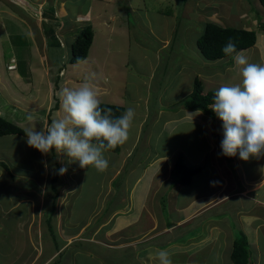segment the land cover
<instances>
[{"label": "rangeland", "instance_id": "374dc122", "mask_svg": "<svg viewBox=\"0 0 264 264\" xmlns=\"http://www.w3.org/2000/svg\"><path fill=\"white\" fill-rule=\"evenodd\" d=\"M90 1L80 0L78 4L75 1L69 2L70 14L75 15L82 11ZM113 1L112 7L106 8V10L111 11L114 15H110V12L104 15L109 21V26L101 27L100 24L97 26L94 23L91 24L95 38L89 52L91 55L89 58L94 60L86 62L85 67L91 66L89 73L81 75L100 84L99 86L103 87L104 90L106 89L105 94H98L101 103L110 104L111 99L104 96L109 93V96L113 98L122 99L127 104V108L131 107L136 112L138 110L140 114L147 116L143 118L147 124H145V133L143 142L138 149V156H141L145 149L143 143L147 139V133L155 130V138L156 135H159V140L156 141L154 138L156 144H153L152 147L161 151L168 144L169 151L181 150L184 152V156L178 154V159H182L189 168L199 169L189 166V163L198 161L204 152L209 150L210 140L214 136L210 138L208 130L204 132L202 126L201 128L196 123L191 124L192 121H184L181 126H177L173 131L170 127L163 131L164 123L170 116H182L183 113L190 111L185 107L186 99H178L182 98L179 91L182 92L186 85L193 86L198 73L200 74L199 79L203 81L205 93L215 92L223 85H233L240 82L241 77L234 57L220 61H207L201 55L197 40L202 36L204 26L208 21H214L224 27L248 30L257 25L259 40L254 47L243 51V53L249 62L264 63V30L259 24V20L264 18V6L261 0H207L205 2L196 1L195 3L194 0ZM91 5H98L97 10L101 13L104 12L100 2L92 0ZM5 9H0V11ZM242 14L253 16L254 25L249 23L247 27V20L249 19L245 16L246 25H243L239 19ZM1 16L0 26L2 27L4 24L5 28H0V40H2L0 47L5 48L6 52L14 51L21 65L31 62L38 63L39 55L35 51L36 49L29 45L28 47L26 44V42H34L28 35L27 29L25 30L23 27L18 29L17 27L21 26L20 23H13L10 21V17L4 19L5 16ZM100 58H104L106 61L107 65L103 73L106 75L108 83L110 82V87L107 86L105 77L101 76L100 66L103 62ZM91 61H98V64L94 63L93 67ZM69 72L72 73L73 70ZM64 74L66 75V73ZM80 84L79 80L76 79L71 88H77ZM2 86L5 88L6 85L2 84ZM3 87H0V115L23 130L26 127H36L37 131L41 130L45 109L35 111L34 114L37 118L34 121L27 119V116L34 112L32 103L37 99H21V96L16 97L15 93V96L12 94L10 96L9 93L16 90L23 92V89L19 91L15 88L11 90L8 87L3 89ZM24 93L25 96L29 95L28 91H24ZM56 102L60 107L58 98L52 99L51 107L56 108ZM161 109L163 112L159 113ZM201 113L205 115L204 112ZM158 114L160 118H157ZM61 115L62 112L58 113L54 110L49 122ZM213 118L215 122L212 121ZM207 119H211L212 125L214 123L218 125L221 121L215 113L213 117ZM221 128L223 129L222 121ZM43 155L44 158L41 157L38 150L30 148L25 137L17 135L0 137V173L2 176L0 180V259L4 262L11 260L12 256L15 258L17 255L19 249L15 246L17 241L12 238H16L13 234L18 235L19 229L15 230L12 235L7 230L3 231V225L8 227L10 222L1 220L2 213H12L11 218L17 212L22 215L29 214L27 211L29 205L24 204L16 209L14 207L23 197L31 196L35 200L39 199L45 174L43 161L52 154ZM57 156L58 153L55 157ZM60 156L64 163L69 159L66 154L61 153ZM248 160L251 164L252 177L261 179L264 175L263 155L258 158L250 157ZM204 163L200 177L193 182L192 186L183 188L181 191V197L184 199L178 201H184L185 205L188 200L194 199L196 196L204 198L209 195V192H213L217 188L218 181L210 169L209 156L206 157ZM130 166L131 162L129 161L124 174L112 185L111 192L106 198H104V193L107 189V181H102L103 178L108 177L107 173L97 174L96 170H91L92 167H89L88 171L94 176L88 175L83 187L67 196V202L63 208L65 212L63 217L68 220L71 228H75L76 224H88L89 230L83 231L70 241L67 239L69 237L64 236L67 245L72 246L64 247L61 251L60 249L55 250L52 232L43 230L42 250L45 251V257L42 260L48 259L52 252L56 251L55 258L47 264H54L56 261L57 264H159L155 258V253L157 250L163 249L170 252L172 264H231L233 241L237 235L238 237L241 235L240 230H243L249 243L252 259L257 264H264V232L261 231L264 229L262 228L258 234L256 233L258 240L254 238L252 230L257 225L264 224L263 207L252 200L243 201L242 198H237L227 204L226 212L221 215H217L219 210L214 212L215 215L208 214L206 218H203L204 222L211 223V221L217 220L216 226L219 229L224 227L223 233L221 235L218 233L216 239H210L209 244L206 241L200 243L199 240H196L203 237L204 231L203 227L202 229L201 226L198 228V225L190 230L176 228L174 233L171 232L167 235L162 233L164 228L174 226L185 213L180 212L179 215L176 212H171L170 198L165 192L166 189L160 195L153 196L152 202L156 204L155 209L143 210L141 207L142 195L141 197L139 195L144 188L145 182H143L132 202L130 215H122L129 207L126 205V188L128 187L130 190L134 186L135 178L133 177L127 183V177H125ZM61 168L62 163L58 170ZM56 169L57 164H55L53 172L61 176ZM200 171L199 169L198 172ZM80 179L79 175H75L74 179L69 181V189H72V186L75 187L76 180L79 181ZM98 180L99 182H97ZM101 189H103V193L100 195L97 204V197ZM49 190L48 200H51L59 188L54 184L51 188L49 187ZM158 204L161 205L160 208ZM244 205L247 207L246 209H242ZM100 207L102 210L99 209ZM247 210L252 212L250 217L243 215L245 217L241 218L239 212ZM153 212H156L157 215L150 216ZM114 213L116 214L113 215ZM119 215L120 217L115 221ZM111 216H113V223L104 230L112 228L114 232L94 231L93 227L90 228L96 222L100 226L107 222ZM5 217L9 219V217ZM209 218L213 220L208 221ZM219 218L221 219L219 220ZM242 221L243 224L240 227ZM247 222L250 223L249 226H246ZM155 223H157V227L154 229L152 227ZM61 225L65 227V223ZM116 230L119 231L115 232ZM155 231L160 233L156 235ZM231 233L234 238L230 237ZM62 234L60 231L59 233L56 232L58 239H61ZM19 235L23 237L21 244L26 240L27 245L28 241L25 234L20 233ZM173 235L179 238L174 242H168V238ZM4 236L6 238H2ZM76 240L80 241L72 244V241ZM64 249L66 251L60 256ZM106 250H112V252H108L109 255L111 253L112 257L104 259L103 251ZM71 251L77 252V256L73 257ZM50 252L51 254L48 255ZM123 253H126V258H119ZM91 257L93 258L91 259Z\"/></svg>", "mask_w": 264, "mask_h": 264}, {"label": "crops", "instance_id": "0c3cea01", "mask_svg": "<svg viewBox=\"0 0 264 264\" xmlns=\"http://www.w3.org/2000/svg\"><path fill=\"white\" fill-rule=\"evenodd\" d=\"M71 1H75V3L78 4V1L80 0H0V9L6 8L5 10L0 11V16L4 15V19L6 17H10V21H12L13 23H20L21 26H18V29L21 27H23V29L25 30L27 29L28 35L34 42H26V44L27 46L29 45L31 46V48L36 49L35 51L39 55L38 63L31 62L30 64L27 63L21 65L20 61L18 60V56L14 51L6 52L7 50L5 48L0 47V87H3V84L6 85L5 88L3 87V89H7V87L11 90L14 88L18 89L19 91L20 89H23V92H17L16 90L13 93H9L10 96L11 94L14 95L15 93L16 97L21 96V99H37L36 101H34V103H32L34 105L33 113H35V111H40L41 109L43 111L45 109V116L42 119L41 130L46 129L50 124L49 118L52 115V99L58 98L55 93L60 89L61 86L73 87L72 84L73 82L75 83L76 79L79 80V83L88 80L94 85L97 94H105L106 92V89L104 90L103 87L99 86L100 84L82 76L83 73H89L91 66L87 65L85 67V64L88 60H94L89 58V56L91 55L88 56L86 61L75 65L69 64V59L71 56L72 41L77 37V35L86 24L94 23V25L96 26L99 24L101 25V27L109 26V21L104 15L108 12H110V15H114L111 11L106 10V8L110 9L112 7V3L114 1L95 0V2H100L103 5L104 12L101 13L97 10L98 5H91V0L82 11L78 12L75 15H71L68 10V5ZM196 1L205 2L207 0H194V3ZM244 16L249 19L247 20V27L249 26V23H251L253 26L254 17H250V14H242L241 16H239V19H241V22H243L242 24L246 25V23L244 22ZM97 21L98 23L96 24ZM256 26L257 25H254L253 27L255 28H250V30L257 31ZM2 27L3 29L5 28L4 24ZM2 27L0 26L1 29ZM30 38L29 40L31 41ZM0 44H2V40H0ZM100 60L101 62H103L100 66V69L102 70L101 76L105 77V82L107 83V86L110 87V82L108 83L106 75L103 73L107 65L106 61L104 58H100ZM94 63L98 64V61H91L93 67ZM11 64L13 66L12 69H10ZM72 70L73 72L70 73L69 71ZM64 73H66V75ZM199 76L200 74L198 73V78ZM193 86L186 85L182 92L179 91V93L182 95L180 97L182 98L178 99L187 98L193 92ZM24 91H28L29 95L25 96ZM106 94L107 95L104 96H108L109 99H111L110 104L122 106L125 108V112L127 111V104H125L122 99L118 98L119 100H121L119 101L117 98L114 97V99L113 97L109 96V93ZM36 102L38 103L36 104ZM56 111L58 113L62 112L61 107H58ZM134 111L135 116L133 119H135V121H133L132 123L127 141L122 144L120 153L106 151L104 153V156L108 160V168L103 172H99L95 168L91 169L96 170L97 174L107 173L108 177L103 178L102 181H107V189L104 193V198H106L111 192L112 185L116 182V180L120 178L121 175L124 174V171L128 166V162H131V166L125 177H127V183H129L130 180L134 177V186L130 190L128 189V187L126 188V205H129V207L122 214L123 216L130 215V210L133 206L132 202L136 198L138 189L140 188L142 183L145 182L144 188L139 193L140 197L142 195L141 199L143 202L141 204V207L143 208V210H147L149 208L155 209L156 204L152 202V200L154 199L153 196L160 195L161 192L166 189L165 192L167 195H169L170 198L169 206L171 212H176L179 215L180 212H182V214L185 213L184 216H182V218L178 220L174 226L170 228H164V231H162V233H166L167 235H169L171 232L174 233L176 228H185L190 230L194 226L198 225V228H200L201 226V229L203 227L204 231L203 237L196 240H199L200 243L206 241V243L209 244L210 239H216L218 233H220V235L221 233H223L224 227L219 229V227L216 226L218 221L211 218H209L208 221L213 220L211 221L212 224L209 222H204L203 218H206L208 214L215 215L216 213L214 212L219 210L220 212H218L217 215H221L222 213L226 212L225 207L227 206V204L232 202L233 200H236L237 198H242L243 201L252 200L254 201V203L264 208V175L261 179L252 177V172L250 171V160H241L239 157V152H237L236 156L234 157H227L222 155V150L220 147L221 141L223 139V129L221 128V121L218 125H216L215 123L212 125L211 123L215 122L214 118L212 119V122L211 119H207L211 116H208L206 114L203 115L201 113L202 111H199V113H197L198 111L191 110L187 113H183L182 116H170L168 120L165 121L162 129L163 131L164 129L166 130L167 127H170V129L173 131L177 126H181L184 121H192L191 124L196 123L200 127L202 126L204 132L208 130V135L210 136V138L214 136L210 140L209 150L205 151L204 155L198 161L189 163V166L194 168L198 167L201 171L194 176V179H192L190 184L182 186L179 184L176 185L174 183V179L172 178V170L174 168L175 162L178 159V154H183L184 156V152H182L181 150L169 151L168 144L164 147V149H161V151H158L155 147H152L153 144H156V142L154 141L156 132L155 130H151L149 133H147V139L143 143L145 149L143 150L141 156H138V149L143 142V136L145 133V124H147V122H145L143 118L147 116L140 114L138 110L137 112L136 110ZM162 112V109L159 110V113ZM56 118H58V116ZM157 118H160L159 114ZM158 136L156 135V141L159 140ZM39 153L41 154V157L43 156L44 158L43 153ZM50 153L52 155H47L49 156V158L46 160L44 159L43 161V170L45 174L39 199L35 200L31 196L23 197V199L19 200L14 207L16 209L24 204L29 205V208L27 209L29 214L22 215L21 213L18 214L17 212L14 214V217L11 218L12 213H2L1 220L10 222L8 227H5L3 225V231L7 230L12 235L15 230L19 229L18 235L13 234V236L16 238H12L17 241L15 246H17L16 248L19 249L15 258L12 256L11 260L5 262L0 259V264H47L49 261L55 258V256L57 255L56 251L58 250L55 247L56 251H53L52 255L48 259L42 260V258L45 257V251L44 249L42 250L43 230H53L55 234L56 232L59 233V231L63 233L61 239H58L57 237V245H59L60 251L64 247L68 248L69 246H72L70 244L67 245L64 236L69 237L67 239L70 241L79 236V234L83 231L89 230V228H87L88 224H76L75 228H71L68 220L64 219L63 217V215L65 214L63 208L65 206V203L67 202V196L71 195L74 191L77 192L79 188H82L88 175L94 176V174L88 171L89 168H81L78 162L70 161L68 159L64 163L60 156L61 153H58V156L55 157L57 153L55 149H52L49 154ZM207 156H209L210 158V169L212 170V174L218 181L217 188L213 190V192H209V195L204 198L201 196H196L194 197V199L188 200L187 204L185 205L184 201H178L184 199V197H181V191L183 188L186 189L192 186L193 182L200 177L203 169L202 166L205 164L204 161L206 162ZM45 163L49 166L45 167ZM61 163L62 167L67 168V172L64 175H58L55 184L59 188V191L56 192L51 200H48V194L50 191L49 187L51 188V180L53 177L57 176V174L53 172L55 164H57L56 170H58ZM146 163H148L147 166H145ZM75 175H79L81 179L79 181L76 180V184L74 185L75 187L72 186V189H69V181L73 180ZM1 177L2 176L0 173V180ZM97 182H99V180ZM102 193L103 189H101L99 192V195L97 197V204L99 203V198ZM54 205L56 207H54ZM160 206L161 205L158 204L159 208ZM246 208L247 207H245V205L242 207V209ZM99 209L102 210V207H100ZM116 213H114L113 215H115ZM251 214L252 212L249 210L239 212V216L241 218L245 217L243 215H246L248 217ZM155 215H157L156 212L150 214V216ZM5 216L9 217V219H7ZM50 216L51 223L50 225H48ZM118 217H120V215L115 218V221ZM112 218L113 216H111L107 222L101 224L100 226H98V223L96 222L92 224L90 228L93 227L94 231L104 230L107 226H110L113 223ZM220 219L221 218H219V220ZM62 223H65V227L61 225ZM242 224L243 221L241 222L240 227L242 226ZM249 225L250 223L247 222L246 226ZM156 227L157 223H155L152 228L155 229ZM262 228L264 229V224L257 225L256 227H254V229H252L254 232V238L256 240H258L257 234ZM104 231L114 232L112 228ZM117 231L119 230H116L115 232ZM240 231L243 232V230ZM261 231L264 232V230ZM20 233L25 234L29 244L27 243L26 245V240H24L21 244V239H23V237L19 235ZM159 233L160 232H156V235ZM225 237L228 238L227 235H225ZM230 237L234 238V236H232V233ZM2 238H6V236ZM178 238V236L173 235L168 238V242H174V240H177ZM79 241L80 240L72 241V244H75V242ZM65 250L66 249H64L62 252H64ZM110 251L112 252V250L103 251L104 259L112 257L111 253L110 255L108 253ZM71 252L73 257L77 256V252ZM49 254H51V252L48 253V255ZM88 258L89 257H87V259ZM92 258L93 257H91V259ZM119 258L125 259L126 253L121 254ZM72 261L74 263V260Z\"/></svg>", "mask_w": 264, "mask_h": 264}, {"label": "clouds", "instance_id": "9594fccd", "mask_svg": "<svg viewBox=\"0 0 264 264\" xmlns=\"http://www.w3.org/2000/svg\"><path fill=\"white\" fill-rule=\"evenodd\" d=\"M222 52L226 56L235 53L241 77L239 83L219 87L208 106L222 121V155L234 157L239 152L244 161L258 158L264 155V63L249 62L231 39ZM55 95L62 115L53 118L46 129L37 131L36 127H26L28 146L43 154L55 149L66 154L70 161L78 162L81 168L105 171L109 165L104 153L127 141L134 109L129 107L119 117H114L111 109L102 110L97 91L88 80L77 88L61 86ZM36 118L34 113L27 116L28 121ZM66 172V167L59 169L60 175ZM155 258L159 264H172L168 250H157Z\"/></svg>", "mask_w": 264, "mask_h": 264}, {"label": "trees", "instance_id": "16d2710c", "mask_svg": "<svg viewBox=\"0 0 264 264\" xmlns=\"http://www.w3.org/2000/svg\"><path fill=\"white\" fill-rule=\"evenodd\" d=\"M262 4L264 5V0H262ZM259 22L261 29L264 30V18L259 20ZM258 36V33L254 30L224 27L214 21H208L204 26L202 36L197 40V46L201 55L207 61L226 60L235 56V53L226 56L222 52V48L230 39L235 42L237 51H246L257 44ZM94 38L95 33L92 25L86 24L77 37L72 41L69 64L75 65L87 60ZM214 93L215 92L205 93L203 81L197 77L194 81L193 92L185 98V107L191 111H202L206 115L213 117L214 112L208 106L213 102ZM56 105V108L52 107L51 112L57 110L59 107L57 102ZM100 107L102 110L111 109L114 117H119L125 113V108L118 105L100 103ZM9 135H17L26 138L24 130L21 127L0 116V137L2 138ZM121 148L122 145H119L114 150L109 151L120 153ZM198 171L199 169L189 168L185 165L182 159H178L172 170V178L176 185L179 184L186 186L191 183L192 178L198 173ZM57 177L58 175L52 178L51 187L56 183ZM54 207L56 206L54 205ZM50 223L51 216L48 220V225H50ZM50 231L52 232L55 247L59 250V245H57V235L53 230ZM240 234L239 237L237 235L233 243L231 264H257L255 260L252 259V254L249 250V243L247 242L245 234L243 232H240ZM64 252L61 253L60 256L64 254ZM54 264H57V261Z\"/></svg>", "mask_w": 264, "mask_h": 264}]
</instances>
